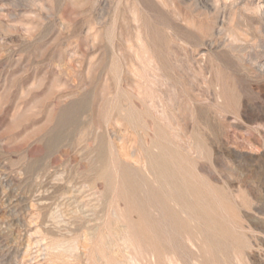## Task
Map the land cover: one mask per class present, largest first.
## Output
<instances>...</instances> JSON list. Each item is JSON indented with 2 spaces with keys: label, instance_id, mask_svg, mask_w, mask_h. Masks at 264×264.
<instances>
[{
  "label": "rangeland",
  "instance_id": "1",
  "mask_svg": "<svg viewBox=\"0 0 264 264\" xmlns=\"http://www.w3.org/2000/svg\"><path fill=\"white\" fill-rule=\"evenodd\" d=\"M0 264H264V0H0Z\"/></svg>",
  "mask_w": 264,
  "mask_h": 264
},
{
  "label": "bare ground",
  "instance_id": "2",
  "mask_svg": "<svg viewBox=\"0 0 264 264\" xmlns=\"http://www.w3.org/2000/svg\"><path fill=\"white\" fill-rule=\"evenodd\" d=\"M68 121V120H67ZM66 123V122H65ZM57 142V141H56ZM167 165V164H166ZM168 166V165H167ZM170 168V167H169ZM170 169H172V168H170ZM168 177V176H167ZM164 178V177H163ZM171 182V181H170ZM128 185V184H127ZM133 185V184H132ZM170 185H172V186H174V184H170ZM176 185H177V182H176ZM155 187V186H154ZM171 187V186H170ZM177 187V186H176ZM128 188H129V186H128ZM139 189V188H138ZM156 189V188H155ZM158 189V188H157ZM156 189V190H157ZM164 189V188H163ZM174 189V188H173ZM172 189V190H173ZM133 190V189H132ZM154 191V194H156V192H155V190H153ZM174 191V190H173ZM162 192V191H161ZM150 193V192H149ZM163 193V192H162ZM180 193V192H179ZM196 193V192H195ZM177 194V193H176ZM183 194V193H182ZM192 194V193H191ZM152 195V194H151ZM179 195V194H178ZM177 195V196H178ZM142 196H143V194H142ZM161 196H163V194H161ZM160 196V197H161ZM152 197V196H151ZM157 197H158V195H157ZM170 197V196H169ZM183 197V196H182ZM144 198V197H143ZM147 198V197H146ZM168 199V198H167ZM184 199H185V195H184ZM155 200V199H154ZM166 200V199H165ZM164 200V201H165ZM160 201V200H159ZM186 202H187V200H186ZM161 203V202H160ZM178 203V202H177ZM147 204V203H146ZM154 204V203H153ZM187 204H188V202H187ZM145 205V204H144ZM157 205H159V204H157ZM166 205V204H165ZM194 205V204H193ZM152 207V206H151ZM154 207V206H153ZM179 207V206H178ZM182 207V206H181ZM150 208V207H149ZM139 209V208H138ZM144 209H145V207H144ZM167 209H168V207H167ZM179 209V208H178ZM199 209V208H198ZM149 210V209H148ZM159 210V209H158ZM145 211V210H144ZM166 211V210H165ZM183 211V210H182ZM181 211V212H182ZM148 212V211H147ZM184 212V211H183ZM190 212V211H189ZM178 213V212H177ZM197 213V212H196ZM189 217V216H188ZM201 218V217H200ZM165 219V218H164ZM177 220V219H176ZM187 220V219H186ZM193 220V219H192ZM195 220V219H194ZM206 220V219H205ZM162 221V220H161ZM165 221V220H164ZM163 221V222H164ZM188 221V220H187ZM166 222H167V220H166ZM179 222V221H178ZM139 224V223H138ZM195 224V223H194ZM198 224V223H197ZM154 225V224H153ZM164 226L166 225V224H163ZM170 225V224H169ZM181 225V224H180ZM189 225V224H188ZM209 225V224H208ZM171 226V225H170ZM153 227V226H152ZM185 227V226H184ZM182 228V227H181ZM189 228V227H188ZM192 228V227H191ZM194 228V227H193ZM196 228V227H195ZM198 228V227H197ZM201 228V227H200ZM185 229H186V227H185ZM184 229V230H185ZM187 230H190V229H187ZM191 230H194V229H191ZM191 230H190V232H191ZM197 230V229H196ZM147 231V230H146ZM181 231V230H180ZM133 232V231H132ZM184 232V231H183ZM211 232V231H210ZM137 233H139V231L137 232ZM143 235V234H142ZM190 235V234H189ZM201 235V234H200ZM211 235V234H210ZM216 235V234H215ZM213 237V236H212ZM190 238V237H189ZM132 240H133V238H131ZM138 239H140L139 237H138ZM214 239V238H213ZM174 240V239H173ZM131 241V240H130ZM139 241V240H138ZM145 241V240H144ZM152 242V241H151ZM203 242V241H202ZM221 242V241H220ZM219 242V243H220ZM155 243V242H154ZM200 243V242H199ZM146 244V243H145ZM202 244V243H201ZM209 244V243H208ZM221 244V243H220ZM174 245V244H173ZM212 245V244H211ZM141 246V245H140ZM161 247H163V246H161ZM209 247H212V246H209ZM169 248V247H168ZM178 248V247H177ZM202 248V247H201ZM207 248V247H206ZM152 249V248H151ZM173 249H175V248H173ZM224 249V248H223ZM143 250H145V249H143ZM178 250V249H177ZM204 250V249H203ZM208 251V249L206 250L205 249V252H207ZM209 252V251H208ZM207 252V253H208ZM217 252V251H216ZM148 253V252H147ZM224 253V252H223ZM210 254V253H209ZM211 255V254H210ZM176 256V255H175ZM212 256V255H211ZM171 257V256H170ZM167 260H168V258H167ZM170 260V259H169ZM217 261V260H216ZM215 262V261H214Z\"/></svg>",
  "mask_w": 264,
  "mask_h": 264
}]
</instances>
